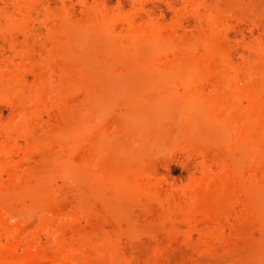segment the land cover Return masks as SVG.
Wrapping results in <instances>:
<instances>
[{
    "label": "bare ground",
    "instance_id": "obj_1",
    "mask_svg": "<svg viewBox=\"0 0 264 264\" xmlns=\"http://www.w3.org/2000/svg\"><path fill=\"white\" fill-rule=\"evenodd\" d=\"M58 1L0 0V264H264V0Z\"/></svg>",
    "mask_w": 264,
    "mask_h": 264
},
{
    "label": "rangeland",
    "instance_id": "obj_2",
    "mask_svg": "<svg viewBox=\"0 0 264 264\" xmlns=\"http://www.w3.org/2000/svg\"><path fill=\"white\" fill-rule=\"evenodd\" d=\"M52 1H53L54 4H59L58 0H52ZM115 3H116V0H107V4L109 6H114ZM150 6L156 7V9H157V7L162 8V11H163L164 16H165L166 19H168L171 16V14H172L171 10L166 6V4L162 0H153V1H151L150 2ZM75 7H76V9L78 8L77 5H75ZM79 14L80 13L78 11L77 15H79ZM156 15H158V11H156ZM159 19L161 20V18H159ZM44 32H45V30H42V34ZM241 36L239 35V38L240 37L244 38L247 41H251V39L253 37V35L250 32H248V31H245L244 35H241ZM46 47L47 48L49 47L48 43H46ZM236 55L238 56V52H236ZM0 107L2 108L3 116L5 118L10 117V115H11L10 106L9 105H2ZM111 114H112V109H109V110H106L105 112H103L104 116L108 115V117H109ZM44 119L46 120L47 117L44 116ZM165 153H166V155H165L166 158L169 159L168 160L169 161V165H168L169 169L165 170V172H164L166 178H168L167 180L172 179L175 182L180 183V182L186 181L189 178L190 174H192V173L198 174V168L188 160V158H187V156H185L186 154L184 152H180V154L179 153L177 154V153L169 152V150H168ZM163 171H164V169H162V173H163ZM126 244L127 245H124V248H126V251H127V250L130 249V245L128 246V243H126ZM136 246H137L136 249L139 250V252L141 253L140 254L141 256L142 255L145 256V254L147 255V251H146V253L145 252H141L143 247L138 249V247H141V246H139L138 244ZM131 250L132 249H130L129 252ZM142 251H144V250H142ZM174 254H175V255H173L174 257L172 256L174 259L173 258L171 259V261H172L171 264H175L176 260L179 259V255H180V257L182 255L181 251L179 252L178 250ZM158 260L159 261L161 260L160 263L163 262V259L161 257Z\"/></svg>",
    "mask_w": 264,
    "mask_h": 264
}]
</instances>
